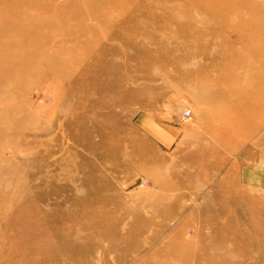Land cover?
<instances>
[{
    "label": "rangeland",
    "instance_id": "obj_1",
    "mask_svg": "<svg viewBox=\"0 0 264 264\" xmlns=\"http://www.w3.org/2000/svg\"><path fill=\"white\" fill-rule=\"evenodd\" d=\"M11 7L0 0V120L9 121L0 124V264H39L62 251L55 227H80V213L92 210L80 201L93 203L90 191L109 184L99 192L120 197L121 208L106 206L119 232L106 226L81 264H264V121L248 138H227L215 93L146 75L161 55L190 54L198 67L208 62L198 45L221 53L205 31L212 16L185 0H27L21 18ZM257 51L249 61L264 69ZM252 91L264 93L257 81ZM114 127L125 140L117 156L107 139ZM9 245L21 251L9 255Z\"/></svg>",
    "mask_w": 264,
    "mask_h": 264
},
{
    "label": "bare ground",
    "instance_id": "obj_2",
    "mask_svg": "<svg viewBox=\"0 0 264 264\" xmlns=\"http://www.w3.org/2000/svg\"><path fill=\"white\" fill-rule=\"evenodd\" d=\"M4 1L7 5L13 4V7H11L12 10L18 6L20 9L18 10L17 8L16 10H18V13L21 16H17V18L23 17L22 15L24 12H22L21 7L23 2L27 0ZM107 1L111 5L116 4V0ZM186 1H188L190 6L193 5V7H195L199 12V16L207 14L212 16L210 20L204 21L205 31L208 32V30H211L215 33L214 40L218 46L222 48V52L213 55L212 52L207 51L209 47L208 44L205 43L204 45H198V49L200 50L201 48L203 50L204 53H202V55L208 61L206 65H200L198 67L196 66V63H194V65L191 63L192 60H190V54H185L179 58H176L172 53L168 56L161 55L154 60V62L156 61L161 64L159 70L156 71V73L149 71L146 75L151 79L167 77L178 82L183 81L191 84H201V87L203 86L201 88L203 93L211 91L220 98V101L226 104L225 110L222 113L217 114V116L224 121L223 124H221L223 135L228 138L231 135L240 134L242 137L248 138L254 129L262 126L264 121V118L260 117L256 119L255 116L258 110L257 103L264 105V93H253L252 91L256 81L264 91V69L258 68L250 63V56H248L250 49L252 51L256 48L258 51L254 55V58H256L257 61L264 63V0H185V2ZM202 18L206 17L202 16ZM2 41L8 43L6 36L2 38ZM239 44L245 51H248V54L241 52L239 49L240 47L238 46ZM226 50H229L236 55L231 57L226 54ZM152 61L153 58L149 57V59L145 61L144 66H140L148 67V65L150 66V64L154 63ZM22 64L23 61L19 60V65L17 66L23 68ZM216 65H223V67H226L223 71L219 72L209 69V67H215ZM83 70L84 74H87L85 68ZM89 74L90 73L88 72V75ZM207 82L209 85H205ZM4 122L9 121L5 119L0 120V124H3ZM113 129L114 130L110 132L109 137L107 136V139L113 140L117 156L120 154L122 144L125 140L118 135L120 133L118 130L119 128L115 129L114 127ZM86 131L87 133H90V129ZM1 133L2 132H0V134ZM102 133L106 136V133ZM74 136H76L75 132ZM95 147L96 146L92 144L89 146L92 152L96 149ZM103 186L109 189L111 185H99L94 191H90L92 195H96L91 199L94 200L93 203H86L85 200L80 201V197H76L77 200L80 201L79 204H81L82 208H91L92 210L80 213V227L74 226V230L72 231L68 232L65 230V232H62L60 228L55 227L54 230L56 234L55 237H57V246H59L62 251L51 254L46 252L44 260L39 262V264H81V262L87 260L88 253H91L100 247L101 241L106 234V226L110 227L109 236H114L119 232L120 227L117 224L113 221L110 224L108 223L106 209L109 206H106L109 203H112L110 205H116L117 208H121L123 204L120 203V197L106 198L100 196L99 190H101V187ZM253 201V199L242 198V202L239 203L251 204ZM25 208L26 210L20 209L17 215L24 214L27 211V207ZM17 215H15V217L12 215L7 222V225L11 226V231H15L16 233L22 223L18 220ZM2 217L3 215L0 213V220ZM55 221L58 223L57 220ZM69 223L70 221L66 226H69ZM182 231H180L174 239H170L171 242H169L177 244V241L182 237L184 238L186 235V230L184 229V231ZM259 238L260 237L257 238L256 236L252 240L250 239V245L247 250L252 249L255 246L254 243L258 245ZM131 240L129 239L127 243L131 244ZM0 245L3 247L2 242ZM23 246L25 247L26 244ZM28 248L33 253H36L39 250L42 251L37 244L28 245ZM7 249L9 255L16 253V251H21L19 246L14 245H9V248L7 247ZM74 249L79 250V252L74 253ZM44 250L46 251V249ZM251 251L252 250H250V252ZM173 254L174 253L170 251L167 255L170 256ZM77 257H79L78 260H75ZM215 259H217L216 264L217 262L219 264L222 260L218 257H215ZM259 261L260 259L257 260L258 263ZM234 264L237 263L235 262Z\"/></svg>",
    "mask_w": 264,
    "mask_h": 264
},
{
    "label": "built area",
    "instance_id": "obj_3",
    "mask_svg": "<svg viewBox=\"0 0 264 264\" xmlns=\"http://www.w3.org/2000/svg\"><path fill=\"white\" fill-rule=\"evenodd\" d=\"M185 116H186V117H189V116H190V112H186V113H185Z\"/></svg>",
    "mask_w": 264,
    "mask_h": 264
}]
</instances>
